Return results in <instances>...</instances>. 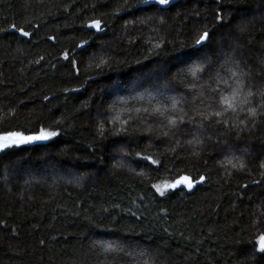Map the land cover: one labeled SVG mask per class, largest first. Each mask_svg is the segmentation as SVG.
Instances as JSON below:
<instances>
[{
  "label": "trees",
  "instance_id": "trees-1",
  "mask_svg": "<svg viewBox=\"0 0 264 264\" xmlns=\"http://www.w3.org/2000/svg\"><path fill=\"white\" fill-rule=\"evenodd\" d=\"M137 2L0 0V133L35 134L63 120L59 137L0 159V264H264L251 243L264 230V109L254 120L246 112L233 116V124L246 120L237 127L206 123L199 156L186 143L190 125L169 139L158 118H150L151 133L139 119L130 122L127 136L113 135L120 124L108 122L113 116L128 120L135 84L167 80L170 89L180 86L177 69L167 72L165 62L181 41L192 43L196 28L215 34L208 55L215 58L222 47L251 69L249 80L259 93L264 82L253 74L264 68V0H173L163 24L153 10L114 15L118 6ZM221 9L223 24L216 19ZM97 19L102 31L86 27ZM241 23L248 24L244 33ZM12 24L33 35L19 37ZM122 98L130 105H121ZM259 102L257 94L251 106ZM137 153L161 163L149 165ZM232 154L244 160V170L221 167ZM178 170L208 179L191 193L160 197L152 185L178 178ZM85 217L97 227L82 228ZM99 240L115 241L127 254L106 256L93 246Z\"/></svg>",
  "mask_w": 264,
  "mask_h": 264
},
{
  "label": "snow or ice",
  "instance_id": "snow-or-ice-1",
  "mask_svg": "<svg viewBox=\"0 0 264 264\" xmlns=\"http://www.w3.org/2000/svg\"><path fill=\"white\" fill-rule=\"evenodd\" d=\"M217 3H221V0H217ZM125 4H127V0H125ZM171 7H174L173 0H138L135 5H129L126 9L118 6L114 15L119 16L120 12L132 14L133 11L153 10L156 14L161 15L160 23L163 24V13L168 12ZM147 19L152 20L154 17H148ZM216 19L218 23L223 24L222 9L217 12ZM86 27L102 31L101 20H93ZM238 28L240 33H244L248 30V24L241 23ZM11 31L18 33L21 38L33 35L24 27H19L16 24L11 25ZM193 33L192 43L187 44L181 41L179 46L173 49L170 61L165 62L166 65H170L166 68L167 72H170L172 68L177 69L175 77L179 78L180 86L170 89V82L167 80L163 85L157 84L145 87L142 83L135 84L129 92L131 101L135 103L130 105L129 98L120 100L121 105H130V107L125 109V111L130 113L128 120L120 122L118 116H113L108 121L113 127L117 123L120 124L116 131L113 132V135L127 136L129 123H134L137 119L145 125V131L151 133L154 129L152 123L149 122L150 118H158L163 126L168 129L163 132V135L169 139L175 135L174 130L179 129L181 125H190L191 127L188 131L192 133V139L187 140L186 143L192 147V154L199 156L204 145L202 129L206 123L211 124L215 121L216 124H223L226 128H231L246 124L245 119H240L239 125L231 123L233 116L239 118L241 113L246 112V118L254 120L261 114L260 110L264 109V89H261L259 93L255 90V84L249 80L251 69H248L243 61L237 60L234 55L224 52L222 47L216 52L215 58L208 55V51L213 44V36L215 35L213 31L207 28L203 30L196 28L193 29ZM49 39H52V37H49ZM86 43L87 41L84 42V44ZM84 44H78L76 47L82 48ZM238 46L239 44L237 43ZM153 47L158 49L161 44L156 43ZM232 51L234 52L235 49ZM63 59H69L67 52L64 53ZM41 60H43V57L37 60L36 63L39 64ZM71 63L73 67H77L74 60ZM102 63H106V61H102ZM100 66V64L96 65L97 68ZM78 74L79 70L77 69ZM253 76L255 80L264 82V68L258 74H253ZM117 86L119 85L117 84ZM139 88H143V91H138ZM170 90L175 94L169 95ZM72 91H78V89H73ZM133 92L136 94L133 95ZM257 94L260 97V102L257 106H251ZM44 99L47 100L48 97L45 96ZM136 103L140 106L136 107ZM109 111H115V106H110ZM131 113L136 115H131ZM197 118H199V123H196ZM62 124L63 120H54L47 127L41 126L35 134H27L24 131L0 133V159L9 150L20 149L25 145L52 141L61 135V132L57 129ZM136 130L139 131V127ZM98 133L101 138L107 135V130L103 123L98 126ZM180 144L181 142L176 140V145L180 146ZM172 151L175 152L176 147H172ZM128 155L129 153H124L125 157ZM136 155L138 160L147 161L149 165L161 163V161L152 156H144L140 153ZM220 165L235 171H242L246 167L244 160L235 154L225 156V159L220 161ZM117 166L123 167L124 165L121 162L119 165H114V167ZM261 167H264V164ZM180 171H177L178 178L173 179L171 182H166L163 185H152V188L160 197H166L169 193L177 190H187L191 193L198 185L204 184L208 179V177L199 172H196L195 175L191 173L180 175ZM228 174L231 175V172ZM140 175H143V173H140ZM197 176L199 177L198 179ZM76 179L78 182L83 177H77ZM253 183L259 185L261 181H253ZM243 187L247 188V185ZM104 211H107V209ZM131 214L136 217V212ZM75 215L79 216V213H75ZM81 227L90 231L97 225L91 219L85 217V224L81 225ZM164 231L167 232L168 230L165 229ZM133 234L131 231L126 233L127 236ZM251 243L254 249L253 255L255 256L258 253L264 256V230L259 231ZM41 244H43V241H41ZM93 246L98 247L106 256L127 254V249L121 247L115 241H93Z\"/></svg>",
  "mask_w": 264,
  "mask_h": 264
}]
</instances>
